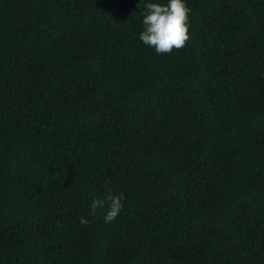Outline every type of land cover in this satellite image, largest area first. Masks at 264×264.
Here are the masks:
<instances>
[{"label":"trees","instance_id":"1","mask_svg":"<svg viewBox=\"0 0 264 264\" xmlns=\"http://www.w3.org/2000/svg\"><path fill=\"white\" fill-rule=\"evenodd\" d=\"M0 264H264V0H0Z\"/></svg>","mask_w":264,"mask_h":264}]
</instances>
